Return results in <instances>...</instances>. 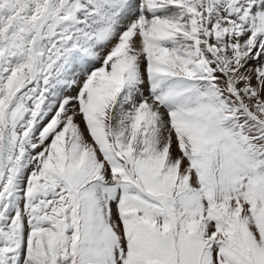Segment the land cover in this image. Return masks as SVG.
Segmentation results:
<instances>
[{
    "label": "snow or ice",
    "instance_id": "1",
    "mask_svg": "<svg viewBox=\"0 0 264 264\" xmlns=\"http://www.w3.org/2000/svg\"><path fill=\"white\" fill-rule=\"evenodd\" d=\"M0 264H264V0H0Z\"/></svg>",
    "mask_w": 264,
    "mask_h": 264
},
{
    "label": "rangeland",
    "instance_id": "2",
    "mask_svg": "<svg viewBox=\"0 0 264 264\" xmlns=\"http://www.w3.org/2000/svg\"><path fill=\"white\" fill-rule=\"evenodd\" d=\"M81 127H84V125L81 123Z\"/></svg>",
    "mask_w": 264,
    "mask_h": 264
}]
</instances>
